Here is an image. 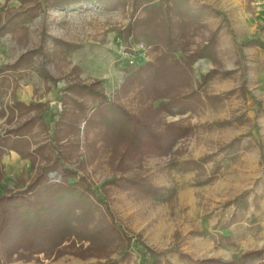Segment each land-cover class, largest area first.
<instances>
[{"label": "rangeland", "instance_id": "1", "mask_svg": "<svg viewBox=\"0 0 264 264\" xmlns=\"http://www.w3.org/2000/svg\"><path fill=\"white\" fill-rule=\"evenodd\" d=\"M160 6V0H143ZM192 3L208 5L220 12L202 22L206 28L189 30L180 38L174 52H170V61L184 62L185 57L197 47L203 45L209 32L220 28L217 45L218 63L209 59L198 61L194 66L193 79H199L213 68L221 72H233L229 76L218 74L210 80L206 90L211 95H224L232 90L246 87L247 97L253 96L264 107V50L259 47H246L245 40L257 38L264 42V25L257 23L254 11L248 4L252 0H191ZM126 0L125 8L106 12L95 4L73 5L68 9L49 10L40 14L26 25V37L19 33L0 38V135H5L12 127L23 122L30 115L25 112L7 111L17 101L45 102L53 112L61 110L59 101L61 91L71 80L79 77L83 82L100 80L105 92L111 97L121 95L123 83L148 61L158 63L164 52V46L149 29L139 28L134 35L127 36L125 28L133 18L132 4ZM212 4V5H209ZM228 4H242L237 7H224ZM21 0L0 3V19L18 9ZM46 38L44 39V37ZM55 39L70 46L55 43ZM45 41V42H44ZM44 46L46 56H37L34 62L18 71L7 67L27 51L38 50ZM74 46V47H72ZM45 68L52 76L43 79L39 74ZM76 72H75V71ZM2 71V72H1ZM78 71V72H77ZM169 95L174 96L175 93ZM121 103L133 114L148 116L160 101L155 96L141 94L140 88L122 96ZM92 108L95 103L89 101ZM252 100L245 103L237 92L234 96L214 106H207L195 114L170 116L162 113L155 116L153 126L163 133L169 124L195 126L194 133L177 141L166 156L148 154L142 162H127L129 170L118 171L113 151L107 149L102 137V129L85 127L77 139L74 148L65 155V167L77 171L86 177L95 194L105 201L97 215L103 218L105 209L110 212L130 238V243L111 244L109 259L121 260L130 255V264H150L141 255L149 247L163 263L191 264L180 259L177 251L189 255L194 261L218 259L234 261L236 264H264V113H256ZM152 116V114H151ZM242 117L224 128H209L206 125L233 117ZM153 117V116H152ZM53 125L47 130L38 126L30 140L33 148L53 137ZM245 136L243 146L247 150L228 157L218 153L214 161L202 170L182 171V162L196 160L219 149L233 139ZM261 144V146H260ZM221 164V170L213 176V165ZM41 166H47L40 162ZM36 168L30 161L22 159L17 153L7 151L0 156V196L6 192H18L35 176ZM60 181V175H50ZM146 177L163 189L164 197L152 199L134 193H122L107 187L115 178ZM248 194V209L237 211L226 204L239 196ZM234 213L239 222L228 227ZM232 236L235 246H229L221 240V235ZM75 247L65 248L63 255L35 254L24 249L10 252L3 244L0 246L1 264H89L106 262L107 258L77 255V248H85L88 242H79L73 238ZM72 242V241H71ZM66 242L63 246H69ZM257 255L244 256L250 252ZM75 252V253H73ZM244 256V257H243ZM125 264V263H123Z\"/></svg>", "mask_w": 264, "mask_h": 264}, {"label": "trees", "instance_id": "2", "mask_svg": "<svg viewBox=\"0 0 264 264\" xmlns=\"http://www.w3.org/2000/svg\"><path fill=\"white\" fill-rule=\"evenodd\" d=\"M160 6H155L143 0H134L132 4L133 18L126 26L127 36L134 35L139 28L151 30L157 40L164 46V52L158 63L148 61L140 66L122 85L119 97L109 96L100 80L91 83L83 82L76 76L66 88L61 91L59 101L61 110L53 112L45 102L17 101L12 107H7L10 114L25 112L30 115L23 122L12 127L5 135H0V156L7 151L17 153L22 159L30 161L35 176L18 192H6L0 196V246L3 244L10 252L17 253L24 249L32 256L35 254H56L60 257L65 248H73V238L79 242H88L85 248L78 247L77 255L81 258H107L106 262L89 264H130V255L126 254L121 260L109 259V248L117 242L130 243V238L121 230L114 216L107 212L98 221L97 215L106 206L104 200L97 196L86 177L80 176L77 171L65 167L64 157L69 149L77 144L85 127L102 129L101 141L107 149L113 151L117 161V169L121 173L129 170L127 162H142L148 154L166 156L174 148L177 141L190 137L195 126H181L172 123L163 132H157L153 126V119L162 113L170 116H184L195 114L207 106H214L234 96H239L248 103L252 100L256 113H264V107L253 96L247 97L246 87L232 90L224 95H211L206 86L218 74L229 76L233 72H221L213 68L199 79H193L195 64L204 59L218 63L217 45L220 28L209 32L205 43L190 52L184 62L170 61L169 53L174 52L180 38L186 36L189 30L206 28L202 22L213 15H221L215 9L201 3H192L191 0H160ZM95 4L106 12L125 8L126 0H21V6L6 14L0 19V38L19 33L26 37L27 24L33 22L40 14H46L53 9H68L73 5ZM46 36L44 37V39ZM55 43L70 46L57 39ZM45 42V41H44ZM246 47H259L264 50V42L257 38L245 40ZM74 47V46H72ZM46 56L44 46L38 50L27 51L22 54L8 70L18 71L34 62L37 56ZM75 71V70H74ZM2 72V71H1ZM76 72V71H75ZM78 72V71H77ZM39 74L45 79L53 80L45 68ZM56 82V81H55ZM135 87L140 88L141 94L153 95L160 101L152 116H138L130 112L120 101ZM175 93L174 96L169 94ZM95 105L91 108L89 101ZM6 114L0 111V116ZM242 117H233L227 120L216 121L206 126L209 128H224L232 125ZM53 125V137L33 148L30 137L34 130L41 125L47 130ZM245 136L233 139L221 147L216 154H209L196 160L182 162L181 170H202L212 163L218 153L228 157L237 155L248 147L243 146ZM261 146V144H260ZM264 158V155L261 156ZM47 166H41L40 162ZM221 170V164L213 165L212 181ZM60 175L61 180L55 181L50 175ZM107 187L122 193H134L152 199L164 197L163 189L156 186L146 177L122 176L106 182ZM248 194L228 202L226 206H234L237 211L248 209ZM239 222L237 213L227 223L228 227ZM221 240L229 246H235L232 236L221 235ZM72 241V242H71ZM71 242L69 246L64 243ZM145 251L141 254L150 264H172L169 260L163 263L152 249L142 243ZM75 253V252H73ZM180 259L191 264H236L234 261L206 259L194 261L183 252H176ZM259 252H250L244 256L257 255ZM243 256V257H244ZM1 264V262H0Z\"/></svg>", "mask_w": 264, "mask_h": 264}, {"label": "crops", "instance_id": "3", "mask_svg": "<svg viewBox=\"0 0 264 264\" xmlns=\"http://www.w3.org/2000/svg\"><path fill=\"white\" fill-rule=\"evenodd\" d=\"M6 1H9V4L11 0H0L1 4H4ZM238 2H241V0H237ZM252 4H248L249 7H251L254 11L253 16L256 17L257 23L264 25V0H252ZM202 3V2H201ZM212 5V4H209ZM242 4H228L224 5V7H239Z\"/></svg>", "mask_w": 264, "mask_h": 264}]
</instances>
